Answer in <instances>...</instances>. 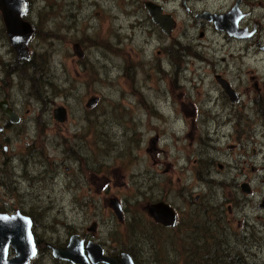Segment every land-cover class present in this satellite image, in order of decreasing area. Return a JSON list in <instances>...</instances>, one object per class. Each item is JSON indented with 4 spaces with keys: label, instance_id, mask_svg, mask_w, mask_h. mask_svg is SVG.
Instances as JSON below:
<instances>
[{
    "label": "rangeland",
    "instance_id": "1",
    "mask_svg": "<svg viewBox=\"0 0 264 264\" xmlns=\"http://www.w3.org/2000/svg\"><path fill=\"white\" fill-rule=\"evenodd\" d=\"M146 1L165 2L193 26L179 0H28L23 19L35 30L28 67L16 61L0 15V100L21 119L7 125L0 113L7 127L0 132V205L31 210L38 218L33 232L45 246L79 233L110 251L127 242L124 221L142 215L146 203L161 198L186 214L201 194L208 205L224 200L226 230L245 240L238 253L264 264V210L257 206L264 199V50L213 28L199 39L192 27V55L160 56ZM184 1L191 10L220 13L234 0ZM243 12L259 23L263 47L264 0H243ZM214 75L237 102H229ZM92 98L97 102L88 108ZM57 108L66 109L64 123L53 117ZM208 168L224 190L204 181ZM112 196L121 203V222L105 202ZM30 264L63 263L47 253Z\"/></svg>",
    "mask_w": 264,
    "mask_h": 264
},
{
    "label": "water",
    "instance_id": "2",
    "mask_svg": "<svg viewBox=\"0 0 264 264\" xmlns=\"http://www.w3.org/2000/svg\"><path fill=\"white\" fill-rule=\"evenodd\" d=\"M144 10L154 25L162 29L165 36L171 31V20L167 15H160L159 7L145 2ZM26 0H0V13L6 29V35L10 45L18 58L28 59L27 44L33 35L31 24L24 21L22 16L27 12ZM199 18L211 22L216 31L223 32L235 39L250 37L252 32L239 29L237 24L243 17L236 2L225 14H211L203 12ZM74 50L79 57L82 53L79 45L74 44ZM230 103L237 102L238 98L230 86L219 76H214ZM97 98L89 99L86 103L88 108L95 106ZM0 112L10 124L20 122V117L13 110L7 100L0 101ZM67 116L65 108H57L53 111V117L59 123H64ZM3 126L0 125V131ZM241 190L248 193L249 189L245 183L241 184ZM107 205L111 208L117 220L123 219L121 204L115 197H109ZM258 207L264 210V199L258 203ZM145 213L156 223L164 227H173L175 224V213L167 202L158 200L143 206ZM95 223H92L88 231H94ZM51 255L58 260L67 261L70 264H135L131 256L122 251L114 255H104L102 245L96 241L88 240L86 243L77 233L69 236L65 245H53L47 243ZM38 247L32 231V219L27 214L16 209L13 212H0V264H29L37 255Z\"/></svg>",
    "mask_w": 264,
    "mask_h": 264
},
{
    "label": "flooded vegetation",
    "instance_id": "3",
    "mask_svg": "<svg viewBox=\"0 0 264 264\" xmlns=\"http://www.w3.org/2000/svg\"><path fill=\"white\" fill-rule=\"evenodd\" d=\"M170 1H172V0H170ZM179 1H180V6L182 7L183 11L186 14H191V18L193 20V26L188 25L186 21H179L177 19V17L171 11L167 10V6H166L165 2L146 1V2H149V3L159 7L160 15H162V16L167 15L170 17V20H171V31H170L169 36H165L162 33V29L159 26L154 25L152 23L154 26V29L157 30V33H158V37H157L158 49L156 50L158 55H160V56L164 55L167 58L170 57L171 60H173V58L176 57L177 54H181L182 56H185L187 54L192 55L193 48L190 45V43L188 42V40H192V39L189 38V35L187 34L188 29L192 28V27L199 29L198 30V38L202 39L204 36L203 31L208 30V28H210V29L213 28V24L211 22H207V21L199 18L198 15H200L203 12H208L211 14H225L226 12H228L231 9V7L236 2H238V9L243 14V17L239 20L237 26L239 29H246L247 32H252V34L250 35V37L245 38V39L231 38V37L227 36L225 33L221 32L222 35H225V37L227 38L228 41L237 40V41H247L246 43L252 42V45L255 48H258L259 50H264V46L261 47L259 44V41H258V37H259V33H260V30H259L260 25L258 22H253V21L248 20L247 13L243 12V0H234L231 3V5L228 7L227 10L220 12V13L212 12L211 8H205L201 11H194V10L189 9V7L186 5V1H184V0H179ZM199 1L204 3L206 0H198V2ZM27 2H28V0H27ZM28 8H29V2H28ZM143 8H144V6H143ZM145 13H146V11H145ZM146 15H147V13H146ZM149 20H150V18H149ZM178 22H180V23L178 24ZM213 30H214V28H213ZM175 33H176V36H174ZM180 38L184 40L183 43H180ZM166 42H167V45H165ZM169 62L171 63L170 60H167L164 63L170 64ZM214 76H216V75H214ZM2 100H6V99H1L0 101H2ZM9 106H10V104H9ZM4 118H5V116H4ZM19 123H17V124H19ZM8 124L10 125V123L7 120V125ZM17 124H11V125H17ZM5 129H6V125H3V130H5ZM212 161H213V159H211V163L209 166L212 165ZM217 168L221 169V165L217 164ZM204 174L206 177V178H204V181L205 182L207 181L206 183L209 187H211L213 189L214 188H220L223 190L225 189L224 183L221 180H215L212 177L211 168L205 169ZM194 176L198 180H202V178L200 177L201 176L200 173L197 172ZM243 183H245V182H242L241 184H243ZM241 184L239 185L240 190H241ZM245 184L247 185V183H245ZM247 187H248V185H247ZM248 189H249V187H248ZM248 193H245V194H248ZM112 197H114V196H112ZM108 198H106V200ZM106 200H105V202L107 204ZM222 203H225L224 200L217 205H214V204L208 205L207 198H203V196L201 194H195L193 196V199L187 203V209H188V213L191 215V221H189V223H188V227H187L188 231H186V232L179 230V227H181V224H179V227L176 226L180 216L183 215L178 208L172 207L174 210V213H175V224L173 227H164L159 223H156V222L155 223L157 225L161 226L162 228H164L165 230H171V229L173 230L172 236L174 237V239L176 241L175 247H174L176 253H178L179 250L181 252H184L185 249H187L188 253L190 254L191 264H208L212 261L211 257H213L215 255H220V254L224 255V253L227 252V245L228 244L225 241V237H224V234L227 233L226 217H225V213H224L225 209L223 208ZM257 206H258V203H257ZM109 209L111 210L110 207H109ZM208 210H212V213L215 214V216L212 214V219L210 217H208V215L206 216V213ZM111 212H112V210H111ZM144 213H145V211H144ZM199 216H201L202 218L199 219L198 218ZM123 219L119 220V222L123 221ZM180 220H181V218H180ZM197 220H198V222H197ZM88 228H87V231H88ZM94 231H95V229H94ZM88 232H91V231H88ZM79 235L81 236V238H83L85 243L88 240L96 241L94 238H91L86 234H79ZM184 238L187 240V242H185V243H184ZM243 240L244 239H238V240L235 239V240H232V242L230 244L231 251L233 250V253L237 254L238 264H242L241 258L244 259V261L248 262L247 256L249 254L243 255V253H242V255H240L238 253V250H239L238 246L240 245L239 243L243 242ZM66 242H65V244H66ZM96 242H98V241H96ZM98 243H100L102 245V247L104 249V255H114L113 253H109V251L107 249L105 250V248H104L105 243L104 242H103L104 245L101 242H98ZM217 249H218V251H217ZM200 250H202V253L198 252ZM213 253H216V254H213ZM177 258H179V257H177ZM251 264H253V263H251Z\"/></svg>",
    "mask_w": 264,
    "mask_h": 264
},
{
    "label": "trees",
    "instance_id": "4",
    "mask_svg": "<svg viewBox=\"0 0 264 264\" xmlns=\"http://www.w3.org/2000/svg\"><path fill=\"white\" fill-rule=\"evenodd\" d=\"M31 60H32L31 56L29 60H22L16 58V61H18L21 65L27 67L31 64ZM86 166L90 168L92 171H94V169L89 165ZM160 200H164V199L160 198ZM178 209L181 211V213H183L184 208L179 207ZM19 210L31 217L32 228L33 225H36L38 223L37 216L33 212H31V210L28 213L25 212L22 208H20ZM0 212H9V211L7 210V207L0 205ZM141 214L142 215L138 214L136 216L134 214H130L128 219L124 221L125 230L123 234L124 235L127 234V242L123 241L122 242L123 244L122 243L118 244L116 247L112 248V250L110 249L109 253L115 254L117 252L119 253L120 251H125L131 256L135 264H141L142 261L140 260L139 255L143 256L145 254L148 258H150V260L147 261V264H175V262L176 264L178 263L191 264L190 254L188 253L187 249H185L184 252H181L179 250V252L176 253L174 249L176 241L172 236L173 230L172 229L165 230L161 226L157 225L145 213H141ZM183 214L184 215L180 216L181 220L179 218L176 226L179 227V224H181L179 230L186 232L188 231L187 228L188 223L189 221H191V215L188 212L186 214L185 213ZM212 214L215 216V214L212 213V210H208L206 216L208 215V217L212 219ZM198 218L200 219L202 217L199 216ZM34 237L38 247V254L33 259L34 261H36L43 254L48 253L50 255V250L48 249L47 246L43 244V242H40L39 238L35 234ZM224 237H225V241L228 244L227 252H225L224 255L220 254L211 257L212 261L208 264H238L237 254H234L233 250L231 251L230 244L232 240L235 239L238 240L243 238L238 233H233V232L228 233V231L226 234H224ZM185 242H187V240L184 238V243ZM55 244L60 245L59 243H55ZM239 244L243 245L245 244V242H240ZM198 252L202 253V250ZM240 253H241L240 255H242L243 252L240 251ZM170 256L172 258H169ZM54 260L59 261L63 264H70L69 262L66 261H60L57 259ZM241 260H242V264H251L249 262L244 261V259L242 258Z\"/></svg>",
    "mask_w": 264,
    "mask_h": 264
},
{
    "label": "bare ground",
    "instance_id": "5",
    "mask_svg": "<svg viewBox=\"0 0 264 264\" xmlns=\"http://www.w3.org/2000/svg\"><path fill=\"white\" fill-rule=\"evenodd\" d=\"M7 86V85H6ZM13 108V107H12ZM14 109V108H13ZM21 123V122H20ZM1 124V123H0ZM11 125V124H10ZM11 127H13V126H11ZM10 126L8 127V128H11ZM7 128V127H6ZM14 128V127H13ZM12 129V128H11ZM17 130V129H16ZM5 132V131H4ZM7 132V131H6ZM12 132V131H11ZM1 134H2V132H1ZM4 136V135H3ZM65 143V142H64ZM63 143V144H64ZM65 146V145H64ZM69 147V146H68ZM66 148V147H65ZM73 148V147H72ZM66 149H69V148H66ZM70 150V149H69ZM75 150V149H74ZM77 150V149H76ZM79 151V150H78ZM76 152V151H75ZM81 152V151H80ZM65 153V152H64ZM69 153V152H68ZM80 154V153H79ZM96 154V153H95ZM69 155V154H68ZM78 155V154H77ZM81 156H82V154H81ZM69 157V156H68ZM73 157V156H72ZM71 157V158H72ZM78 157H80L79 155H78ZM70 158V157H69ZM74 158V157H73ZM92 158V157H91ZM75 159V158H74ZM93 159H95V158H93ZM92 162V161H91ZM100 165V164H99ZM38 254V253H37Z\"/></svg>",
    "mask_w": 264,
    "mask_h": 264
}]
</instances>
